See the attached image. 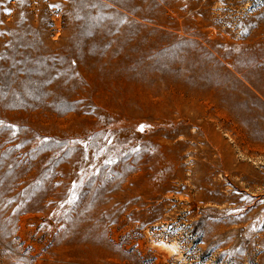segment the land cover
Instances as JSON below:
<instances>
[{
	"label": "rangeland",
	"instance_id": "obj_1",
	"mask_svg": "<svg viewBox=\"0 0 264 264\" xmlns=\"http://www.w3.org/2000/svg\"><path fill=\"white\" fill-rule=\"evenodd\" d=\"M0 90V264H264V0H0Z\"/></svg>",
	"mask_w": 264,
	"mask_h": 264
},
{
	"label": "bare ground",
	"instance_id": "obj_2",
	"mask_svg": "<svg viewBox=\"0 0 264 264\" xmlns=\"http://www.w3.org/2000/svg\"><path fill=\"white\" fill-rule=\"evenodd\" d=\"M0 91H1V90H0ZM2 92H3V90H2ZM3 94H4V93H3ZM3 94L0 92V121H1V119H2V116H5V114H4V111H5V110H4V107H6L7 105H8V107L11 106V104L9 105V103H7L8 100H6V102H5V99H4ZM230 98H231V97H230ZM235 98H236V97H235ZM231 99H232V98H231ZM231 99H230V100H231ZM222 100H223V99H222ZM227 100H228V101H226L225 103H226V104H227V103H230V104H231V101L229 102V98H228ZM232 101L235 102L236 99H235V100L232 99ZM8 102H9V101H8ZM11 103H14V102H11ZM236 103H237V101H236ZM236 103H235V104H236ZM240 103H241V102H240ZM232 104H233V103H232ZM238 104H239V102H238ZM13 105H14V104H13ZM16 105H17V104H16ZM16 105L13 106V107H16ZM227 106H228V105H227ZM235 106H236V105H235ZM238 106H239V105H238ZM17 107L19 108V105H18ZM6 108H7V107H6ZM6 108H5V109H6ZM9 108H10V107H9ZM225 108H226V107H225ZM227 108L229 109V108H233V107H229V106H228ZM239 108H240V109H239L240 111H239V112H238V111H235V112L240 113L241 110H242L243 108L241 109L240 106H239ZM234 109H235V108H234ZM12 110H13V111H14V110L17 111V108H16V109H13V108H12ZM224 110H226V109H224ZM236 110H238V109H236ZM243 110L245 111V109H243ZM243 110H242V112H243ZM10 111H11V110H10ZM15 111H14V112H11V113L7 111V112L10 113V114L6 113V115L8 114V115L10 116V118L8 117V118H9V121L12 122V124H13L14 127H15L14 130L17 131L18 126H19V125H18V118H19L20 116H19V113H18V112H15ZM247 111H248V110H247ZM247 111H246V112H247ZM248 112L250 113V111H248ZM232 113H233V112H232ZM244 113H245V112H243V114H244ZM245 114H246V115H245ZM245 114H244V117H246V116L249 117V115H247L248 113H245ZM250 114H252V113H250ZM234 115H235V114H234ZM240 115H242V114H240ZM18 116H19V117H18ZM241 119H242V117H241ZM247 120H249V118H248ZM244 121H245V119H244ZM246 122H247V121H246ZM19 123H20V118H19ZM17 125H18V126H17ZM3 131H4V128H2L1 125H0V139H1V135L3 134ZM5 132H6V134H8V130L5 131ZM5 132H4V133H5ZM11 132H12V131H11ZM14 132H15V131H14ZM9 133H10V130H9ZM12 133H13V132H12ZM15 133H17V132H15ZM12 135H13V134H12ZM2 136H3V135H2ZM7 136H8V135H7ZM5 137H6V135H5ZM11 138H12V137H11ZM4 139H5V138H4ZM1 141H2V140H1ZM4 141H5V140H4ZM4 141H3V143L0 142V195L2 194V196H3V197L0 196V199H1V197L4 198L5 201H3V202H5L6 204H7V203L9 204V202H10V198H11V197H10V192H11V190H14V191L16 192V195H17V194H18V195L21 194V193H22L21 190H22V191L24 190L23 188L20 189L21 184H22V185H23V184H26L25 182H28V181L30 180V177H29L30 175H29L27 172H28L29 170H31L30 167H32V166H31L32 164L19 165L18 162H17V160H16V157L14 158L13 153H11L10 150H8V148H7V149L5 148V147H6V146H5L6 144L4 143ZM13 142H14V141H13ZM16 142H17V141H16ZM16 142H15V143H16ZM1 144H3V145H2L3 147L1 146ZM4 144H5V145H4ZM4 146H5V147H4ZM11 146H13V145H11ZM4 148H5V149H4ZM19 163H20V162H19ZM25 173H27V174L29 175V176H27V177H29V179H28V178L25 179L26 177H24V178H21V177H20V175L22 176V175H24ZM7 177H8V178H7ZM5 178H6V180H7V179H9V180L6 182V181H5ZM26 180H27V181H26ZM31 180H32V179H31ZM32 181H33V180H32ZM32 181H31V182H32ZM44 181H45V180H44ZM31 182H30V184H31ZM33 182H34V181H33ZM48 182H49V181H48ZM48 182H47V180H46V182H45L44 185H46ZM34 183H35V182H34ZM34 183H32L31 186L34 187ZM42 183H43V182H42ZM30 184H29V185H30ZM19 185H20V186H19ZM27 185H28V184H27ZM48 185H49V184H48ZM25 186H26V185H25ZM25 186H24V187H25ZM31 186H29V188H27L28 186L25 187V188L29 190ZM35 186H36L35 188H37V185H36V184H35ZM42 186H43V185H42ZM21 187H22V186H21ZM38 187H39V185H38ZM44 187H45V186H44ZM44 187H43V188H44ZM46 188H47V187H46ZM32 189H34V188H32ZM41 189H42V187L40 188V191H41ZM43 190L45 191V189H43ZM43 190H42V192H44ZM48 190H49V189H48ZM30 191H31V189H30ZM30 191H29V193H30ZM40 191L37 193V196H36L35 201H38V200H39V198H38V200H37V197H38V194L40 193ZM27 192H28V191H27ZM33 192H34V191H33ZM33 192L31 191V193H33ZM42 192H41V194H42ZM12 193H13V192H12ZM29 193H28V195H29ZM46 193H47V191H46ZM22 194H23V193H22ZM24 194L26 195V192H25V191H24ZM24 194H23V195H24ZM41 194H40V195H41ZM44 194H45V193H44ZM4 195H5V196H4ZM7 195H9V199L7 198ZM28 195L26 196V198L28 197ZM35 195H36V193H35ZM40 195H39V196H40ZM43 196H44V195H43ZM43 196H42V197H43ZM17 197H18V199H19V196H17ZM33 197L35 198V196H33ZM40 197H41V196H40ZM42 197H41V198H42ZM46 197H47V196H46ZM20 198H21V197H20ZM28 198H32V196H31V197H28ZM44 198H45V197H44ZM13 199L16 200L17 198H13ZM32 199H33V198H32ZM32 199H31V200H32ZM15 200H14V201H15ZM19 200H20V199H19ZM24 200H26V199L24 198ZM24 200H23V201H24ZM29 200H30V199H29ZM31 200H30V202H29V201H28V202L31 203ZM43 200H44V199H43ZM43 200H42V204H43ZM17 201H18V200H17ZM23 201H21L22 204H23ZM44 201H45V200H44ZM26 202H27V201H26ZM28 202H27V203H28ZM33 202H34V201H33ZM38 202H39V201H38ZM40 202H41V201H40ZM15 203H16V202H15ZM18 203H19V202H18ZM27 203H26V204H27ZM34 203H36V202H34ZM45 203H46V202H44V204H45ZM6 204H5V206H6ZM24 204H25V202H24ZM37 204H38V203H36L35 205H37ZM39 204H40V203H39ZM47 204H48V203H47ZM47 204H45V205H47ZM13 205H14V203H13ZM17 205H18V204H17ZM30 205H31V204H30ZM30 205H29V206H30ZM45 205H44V206H45ZM7 206H12V203H11V205L9 204V205H7ZM7 206H6V207H7ZM15 206H16V204H15ZM23 206H24V205H23ZM25 206H26V205H25ZM29 206H27L26 208H28ZM2 207H3V206H2ZM2 207H1V208H2ZM6 207H4V208H2V209L4 210V209H6ZM20 207H21V205H20L18 208L20 209ZM32 207H33V206H32ZM35 207H36V206H35ZM35 207H34V208H35ZM8 208H9V207H8ZM30 208H31V207H30ZM34 208H33V209H34ZM37 208H38V205H37ZM44 208L46 209V208H48V207L45 206ZM24 209H25V208H23V210H24ZM33 209L31 208V210H33ZM6 210H7V209H6ZM10 210H11V208H10ZM23 210H22V208H21L20 212L23 211ZM25 210H26V209H25ZM25 210H24V211H25ZM28 210H29V208H28ZM28 210H26V211H28ZM0 211H1V210H0ZM4 211H5V210H4ZM8 211H9V210H7V212H8ZM15 211H17V209H16V210L14 209V211H13V209H12L13 214H10V218H11V215L14 216V213H18V212H15ZM24 211H23V212H24ZM2 212H3V211H2ZM5 212H6V211H5ZM5 212H3V213H5ZM9 212H11V211H9ZM3 213L1 214L2 217H3ZM8 214H9V213H8ZM18 214H19V213H18ZM18 214H17V217H18ZM4 215H5V218L8 217V215H7L6 213H5ZM6 215H7V217H6ZM77 216H78V215H77ZM0 217H1V216H0ZM2 217H1V218H2ZM14 217H15V216H14ZM20 217H21V216H20ZM79 217H80V216H79ZM82 217H83V216H82ZM5 218H3V220H4ZM73 218H74V217H73ZM73 218H72V220H73ZM13 219H14V218H13ZM13 219H12V220H13ZM70 219H71V218H70ZM76 219H78V217H77ZM3 220H2V221H3ZM9 220H10V219H8V221H9ZM72 220H71V221H72ZM83 220H84V219H83ZM10 221H11V220H10ZM14 221H15V220H14ZM14 221H13V222H14ZM22 221H23V220H22ZM74 221H75V219H74ZM76 221H77V220H76ZM78 221H79V220H78ZM4 222H5V221H4ZM4 222H0L1 225H3ZM63 222H64L63 224H65V221H63ZM80 222H81V219H80ZM5 223H6V222H5ZM15 223H16V221H15ZM15 223H13L12 225H14ZM19 223H20V222H19ZM19 223H18V224H19ZM67 223H68V222H66V224H67ZM73 223H74V222H73ZM73 223L70 224V225H71V228L73 227V226H72ZM81 223H82L81 226H82L83 224L85 225V223H83V221H82ZM8 224H9V223H7V225H8ZM60 224H61V222H60ZM63 224H61V225H63ZM74 224H76V222H75ZM78 224H79V223H78ZM7 225H6V227H7ZM9 225H10V224H9ZM9 225H8V227H9ZM15 225H16V224H15ZM58 225H59V224H58ZM61 225H60V226H61ZM16 226H17V225H16ZM66 226H67V225H66ZM76 226H77V225H76ZM76 226H75V229L78 227V226H77V227H76ZM2 227H3V226H2ZM14 227H15V226H12V227H10V228H12V230H13ZM79 227H80V226H79ZM50 228H51V227H50ZM55 228H56V227H55ZM60 228H61V227H60ZM64 228L66 229V227H64ZM81 228H85V227L82 226ZM81 228H80V229H81ZM52 229H53V228H52ZM67 229H68V226H67ZM75 229H74V230H75ZM77 229H78V228H77ZM77 229H76V230H77ZM10 230H11V229H10ZM55 230H56V229H54V231H55ZM60 230H61V229H60ZM76 230L73 231V232H76ZM81 230H82V232H83V231H86V229H85V230L81 229ZM8 231H9V230H8ZM8 231H7V232H8ZM54 231L52 230V231H50V232H54ZM57 231H58V230H57ZM69 231L72 232V230H68L67 232H69ZM77 231H78V230H77ZM55 232H56V231H55ZM62 232H64V229H63V231H60V232H57V233H58V234H59V233L62 234ZM65 232H66V230H65ZM65 232H64V234H65ZM71 232L69 233V236H70ZM73 232H72V234H75V233H73ZM5 233H6V231H5ZM10 233H12V232L10 231ZM57 233H56V235H57ZM6 234H7V233H6ZM72 234H71V235H72ZM78 234H79V233H78ZM78 234H77V235H78ZM80 234H81V233H80ZM83 234H84V233H83ZM53 235H55V234H53ZM65 235H67V233H66ZM75 235H76V234H75ZM6 236H7V235H6ZM10 236H12V235H9V237H10ZM50 236L52 237V235H50ZM57 236H59V235H57ZM62 236H64V235H62ZM69 236L66 237L67 240H68ZM54 237H55V236H54ZM73 237H74V235H73ZM76 237H79V236H75V238H76ZM81 237L84 238L85 236H84V235H81ZM52 238H53V237H52ZM58 238H60V237H58ZM62 238H63V241L66 240V239H64V237H62ZM62 238H60V240L57 239L58 242H59V241H62ZM75 238H74V239H75ZM83 238H82V239L80 238V239L83 240ZM9 239H10V238H9ZM11 239H12V238H11ZM11 239H10V241H11ZM53 239H54V238H53ZM80 239H79V241H81ZM88 239H89V238H88ZM88 239H87V240H88ZM91 239H92V238H91ZM12 240H15V239L13 238ZM70 240H72V239H70ZM76 240L78 241V239H76ZM84 240L86 241V243H89V241H91V240H89V241L87 242L86 239H84ZM92 240H93V239H92ZM95 240H96V239H95ZM98 240H99V239H98ZM98 240H97V243L100 242V241H98ZM53 241H54V240H53ZM68 241H69V240H68ZM79 241H78V242H79ZM85 241H84V242H85ZM93 241H94V240H93ZM8 242H9V241H8ZM51 242H52V241H51ZM69 242H70V241H69ZM73 242H74V241H73ZM75 242H76V241H75ZM78 242H77V243H78ZM9 243L11 244V242H9ZM56 243H57V241H56ZM56 243H55V245L60 244L61 242H59V243H57V244H56ZM63 243L65 244L66 241H65V242H62L61 245H62ZM71 243H72V242H71ZM79 243H81V242H79ZM93 243H94V242H93ZM15 244H16V243H15ZM67 244H68V243H67ZM89 244H90V243H89ZM95 244H96V243H95ZM70 245H71V244H70ZM75 245H76V244H75ZM92 245H93V244H92ZM78 246H79V245H78ZM83 246H86V245H83ZM88 246H89V245H88ZM52 247H53V245H52ZM57 247H58V246H57ZM66 248H67V247H66ZM62 249H63V247H62ZM50 251H51V252H55L56 250L54 251V250H51V249H50ZM58 251H59V250H58ZM63 251H64V249H63ZM48 253H49V252H48ZM64 253H66V252H64ZM78 253H79V252H78ZM63 256H64V255H62V257H63ZM66 257H67V256H66ZM66 257H64V258L66 259Z\"/></svg>",
	"mask_w": 264,
	"mask_h": 264
}]
</instances>
